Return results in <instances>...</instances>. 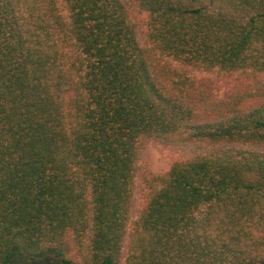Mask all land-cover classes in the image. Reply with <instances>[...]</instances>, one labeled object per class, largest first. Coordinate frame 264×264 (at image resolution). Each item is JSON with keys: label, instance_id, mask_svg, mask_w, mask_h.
Returning a JSON list of instances; mask_svg holds the SVG:
<instances>
[{"label": "trees", "instance_id": "trees-1", "mask_svg": "<svg viewBox=\"0 0 264 264\" xmlns=\"http://www.w3.org/2000/svg\"><path fill=\"white\" fill-rule=\"evenodd\" d=\"M0 264H264V0H0Z\"/></svg>", "mask_w": 264, "mask_h": 264}, {"label": "rangeland", "instance_id": "rangeland-1", "mask_svg": "<svg viewBox=\"0 0 264 264\" xmlns=\"http://www.w3.org/2000/svg\"><path fill=\"white\" fill-rule=\"evenodd\" d=\"M229 86L220 84L219 97H223ZM175 153L163 147L161 144L150 143L143 151L140 158V174L152 172L155 175H163L170 168Z\"/></svg>", "mask_w": 264, "mask_h": 264}]
</instances>
